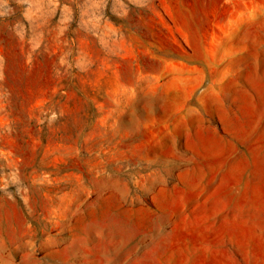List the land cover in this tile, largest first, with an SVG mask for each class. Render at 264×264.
Returning a JSON list of instances; mask_svg holds the SVG:
<instances>
[{"label":"rangeland","instance_id":"rangeland-1","mask_svg":"<svg viewBox=\"0 0 264 264\" xmlns=\"http://www.w3.org/2000/svg\"><path fill=\"white\" fill-rule=\"evenodd\" d=\"M0 264H264V0H0Z\"/></svg>","mask_w":264,"mask_h":264}]
</instances>
